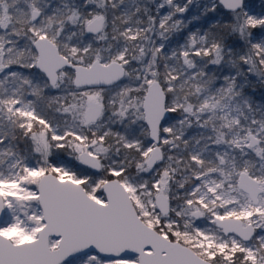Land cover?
Instances as JSON below:
<instances>
[{
  "label": "snow or ice",
  "instance_id": "obj_1",
  "mask_svg": "<svg viewBox=\"0 0 264 264\" xmlns=\"http://www.w3.org/2000/svg\"><path fill=\"white\" fill-rule=\"evenodd\" d=\"M0 264H264V0H0Z\"/></svg>",
  "mask_w": 264,
  "mask_h": 264
},
{
  "label": "rangeland",
  "instance_id": "obj_2",
  "mask_svg": "<svg viewBox=\"0 0 264 264\" xmlns=\"http://www.w3.org/2000/svg\"><path fill=\"white\" fill-rule=\"evenodd\" d=\"M247 2L249 3L250 7H252L256 12H259V3H253L251 2V0H247ZM198 26V24L194 23L193 26H190L193 28V30H195V27Z\"/></svg>",
  "mask_w": 264,
  "mask_h": 264
},
{
  "label": "trees",
  "instance_id": "obj_3",
  "mask_svg": "<svg viewBox=\"0 0 264 264\" xmlns=\"http://www.w3.org/2000/svg\"><path fill=\"white\" fill-rule=\"evenodd\" d=\"M251 2H253V3L258 2L259 3V11H261V3H262V0H251Z\"/></svg>",
  "mask_w": 264,
  "mask_h": 264
}]
</instances>
